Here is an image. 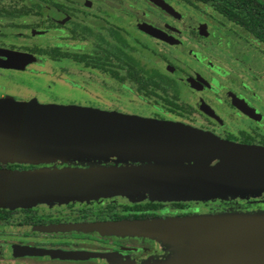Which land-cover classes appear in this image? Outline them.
<instances>
[{"label": "water", "instance_id": "obj_1", "mask_svg": "<svg viewBox=\"0 0 264 264\" xmlns=\"http://www.w3.org/2000/svg\"><path fill=\"white\" fill-rule=\"evenodd\" d=\"M150 1L166 11L172 10L163 0ZM140 28L169 41L162 31L149 24L141 22ZM0 55L6 57L0 61L2 67L22 69L36 61L32 54L12 50H0ZM110 156L156 163L83 170H0V207L14 208L74 196L153 193L183 186L191 188L194 196L228 191L264 192V147L226 141L174 122L164 123L95 107L0 98V162L40 163ZM184 159L200 162L171 165L170 161ZM215 159L214 164L203 162ZM139 226L145 231L191 232V256L174 264H264V213L191 216L111 227L115 232L119 228ZM52 254L73 253L55 251Z\"/></svg>", "mask_w": 264, "mask_h": 264}, {"label": "flooded vegetation", "instance_id": "obj_2", "mask_svg": "<svg viewBox=\"0 0 264 264\" xmlns=\"http://www.w3.org/2000/svg\"><path fill=\"white\" fill-rule=\"evenodd\" d=\"M184 3L187 10L180 11L174 5L167 3L171 11H166L177 23L164 22L163 28L139 18L132 19L129 15H122L114 9H101L96 12L95 19L99 22H107L110 27L107 29L109 37L95 33L92 27L85 23H76V33L90 37L94 36L95 45L104 52V58L113 57L120 64L114 67L107 65V60L100 59L96 53H76V55H88L90 64L87 65L85 60H76L82 63L86 68H101L103 71L109 72L111 78L122 84L123 81L130 78V67L136 69L142 68L147 71L151 80L148 82V89L153 91L150 96L157 95L156 89L159 87L160 73L167 76L170 90L175 97L184 95L187 97L192 114L196 115L202 122L197 127L207 131L223 140L248 145L264 147V60L251 53L250 46H260L264 49V39L260 34L264 31L261 26L250 23L244 11L241 15L239 9L235 8L237 15H229L228 11L218 9L213 0H179ZM261 1V0H260ZM153 3V2H152ZM264 3V2H263ZM213 4L215 10L219 14L221 22L224 24L219 29L220 38H223L224 45L231 46L234 49L233 59L237 62L233 70L223 64L213 65L208 60L203 63V57H200L195 49L188 47L185 38L181 35L183 29L194 35L202 36L205 40L211 37V28L206 20H197L190 13L189 7ZM86 6V5H85ZM92 7L90 3L89 8ZM96 7V6H95ZM159 7V6H158ZM113 8V7H112ZM162 9V8H161ZM68 13L71 11L69 9ZM65 10V11H66ZM189 11V12H188ZM67 12V11H66ZM65 17L61 18L64 19ZM246 20V21H245ZM134 22L135 29L118 23ZM146 23L154 28L162 31L169 41L157 38L140 28V23ZM227 26L228 29L225 28ZM254 26L258 28H254ZM227 30L238 35L239 38L249 40L243 44L233 43ZM117 32V35L114 34ZM142 35L159 40L169 44L176 52H183L187 49V53L193 55L199 63L197 66L182 63L178 58L170 61L168 76L165 72L156 67H145L133 55L136 50L134 41L129 38L139 40ZM253 41L257 43H253ZM140 43V42H138ZM145 46L139 45L143 54L151 56L153 54L151 45L145 42ZM149 47L148 48H146ZM193 46H195L193 44ZM196 48V46H195ZM40 49V50H39ZM0 50H12L22 53L32 54L36 57V61L26 64L22 69L13 67L0 66V72L8 74L24 73L29 70V66L37 64L39 55L48 56L51 60H57L63 57L52 58L51 50L45 48H16L14 46L0 45ZM131 52L137 64L128 63V53ZM6 57L0 55V61H5ZM44 61L43 57L41 59ZM101 61H104L102 63ZM203 61V62H201ZM174 64V65H173ZM126 66V73L120 74L121 68ZM138 67V68H137ZM184 68L188 72L183 73L179 68ZM200 67V68H197ZM210 69V70H209ZM29 72V71H28ZM146 76L144 72L140 73ZM148 77V78H149ZM154 83H153V82ZM62 85H58L59 88ZM0 84V88H1ZM167 89V90H168ZM139 90V88H138ZM166 90V91H167ZM144 92L143 89L139 90ZM7 92V91H6ZM5 91L0 90V98H4ZM147 95V94H146ZM19 101V100H18ZM63 104H76V102H64ZM173 106L176 103L170 102ZM84 105V104H83ZM97 107V106H91ZM100 108V107H97ZM102 109V108H101ZM172 122L182 121L176 120ZM56 162H40V163H20V162H0V170L12 172H36V171H55V170H80L89 169L91 167H115V166H140L146 164H154L155 161L132 162L118 160L115 157H109L102 160L96 159H65L52 160ZM171 165H189L200 162L199 160H174L170 161ZM165 162L163 164H168ZM203 162L216 163L217 160H204ZM124 194H105L97 196H81L82 199L76 200H60L56 204L50 205L53 200L36 202L27 206H17L14 208L0 207V262L5 264H91L113 257L127 256L131 251H137L144 254L145 247H133L122 244L120 235H115L113 225L122 223H152L161 219L171 217H189L204 214H218L229 211L239 212H264V201H259L264 192L255 194H247L250 197L237 198L235 200H206V201H176L168 204L153 201L150 199L136 200L134 197H124ZM129 196V195H128ZM255 198V199H254ZM69 199V198H68ZM65 201V202H63ZM144 230V227H138ZM123 231L124 228H119ZM138 230V229H137ZM119 237L116 239L107 238ZM118 240L121 242H118ZM5 248V249H4ZM142 250H139V249ZM26 250H41L49 253L26 252ZM73 253L72 255L52 254L53 252ZM43 257L44 261L37 262L33 259Z\"/></svg>", "mask_w": 264, "mask_h": 264}, {"label": "rangeland", "instance_id": "obj_3", "mask_svg": "<svg viewBox=\"0 0 264 264\" xmlns=\"http://www.w3.org/2000/svg\"><path fill=\"white\" fill-rule=\"evenodd\" d=\"M163 1L169 5L168 1L180 11L187 10V7L183 5L184 3L179 0ZM89 2L92 3L91 8H89L90 5H86ZM99 7L101 9H114L113 11L123 13L122 15H129L132 19L139 18L161 28H163L165 21L170 23L178 22L150 0H0V45L28 49L45 48L48 50L58 47L61 51H69L71 53H96L100 59L108 61L107 65L109 67L117 66L120 64L117 59L113 57L104 58L105 52L95 45L96 41L93 35L88 37L76 33L75 37L72 36L71 29L73 25L81 22L92 27L95 33L98 32L103 36L109 37L107 29L110 25L115 24L99 22L95 19L94 16L98 15L96 12L100 11ZM64 9L71 11L68 13ZM189 10L197 20H206V23L211 28L212 35L208 40H205L202 36L194 35V33L188 32L185 28L181 35L185 38L184 41L188 47L195 49L199 53L198 55L203 57L204 62L201 61L203 63L208 60L213 65L223 64L236 70L237 67H233L237 63L233 59L234 49L231 46L224 45L223 38L219 37V35L222 36L219 29H222L224 24L221 22L213 4L189 7ZM63 17H68V19L62 22L63 19L61 20V18ZM117 22L128 28L135 29L134 22ZM178 25H180L179 22ZM225 28L228 29L227 26ZM135 32L138 33V30ZM227 32V35L230 34L233 38V43L243 44V38L242 40L229 30ZM140 37L139 40L135 41L133 36L129 35V38L134 43L136 42V45H134L136 50L132 53L145 67H156L170 76L169 64L175 57L182 60L184 65L192 64L197 66L198 64L196 63H199L193 55L187 53V49L179 53L167 43L150 38L147 35L141 36L140 34ZM244 41L249 42L247 39ZM145 42L151 45L153 52L151 56L143 54L142 50H140L139 45L143 44L145 46ZM253 43L257 42L253 41ZM249 47L252 54L264 60L263 47L250 46V44ZM146 48L149 49L147 46ZM38 57V63L29 66V72H19L14 75L0 72V84L2 86L0 90L8 92L4 98L19 100L20 102L36 100L42 104H63V101L67 103L77 101L82 104L80 106H97L100 107L99 109L102 108V110L115 111L164 123L180 120L186 127L204 131L197 128L200 127L199 125L202 121L192 114L193 111L192 109L190 110L188 99L184 95L175 97L170 89L166 92L156 89L157 95H146L138 90L136 82L130 78L120 84L111 78L109 72L103 71L101 68H86L82 63L75 62L71 58L63 57L54 61L45 55H39ZM42 57L44 61L41 60ZM101 62L104 63V61ZM125 69L126 66H123L120 74H125ZM179 70L183 73L188 72L182 67ZM58 85L62 86L57 88ZM170 102L176 103L177 106H173ZM124 197H134L136 200L147 198L168 204L176 201L194 202L215 199L229 202V200L247 198L250 195L228 191L213 193L210 196H194L191 193V188L183 186L166 188L161 190V192L128 193ZM76 199L82 198L81 196H74L69 199H54L50 205L56 204L60 200ZM259 201H264V196H261ZM234 213L243 212L235 210L218 213L217 215ZM176 218L186 217H171L161 220ZM137 229L125 227L123 231L113 232L115 235H120L121 238H119L120 236H109L107 239L119 238L122 244L127 246L145 247L144 254L131 251L127 256L113 257L91 264H174V261L178 259H187L191 256V239L193 238L190 236L193 235L188 230L175 232L173 230L146 229V232L145 229ZM118 242L120 241L118 240ZM0 249L2 248L0 247ZM139 250L142 249L140 248ZM33 260L41 262L44 261V258L40 257ZM0 264L5 263L0 262Z\"/></svg>", "mask_w": 264, "mask_h": 264}, {"label": "trees", "instance_id": "obj_4", "mask_svg": "<svg viewBox=\"0 0 264 264\" xmlns=\"http://www.w3.org/2000/svg\"><path fill=\"white\" fill-rule=\"evenodd\" d=\"M216 3V7L218 9H224L228 11L229 15H237L235 12V8L239 9L241 12V15L244 14L243 12L246 11V15L249 22L252 24H256V26H261L264 28V3L260 0H213ZM62 7V6H61ZM66 10V9H64ZM68 12V10H66ZM246 21V20H245ZM254 26V28H258ZM72 36H76V23L73 25L72 29ZM114 34L117 35V32L114 31ZM260 34L262 35V38L264 39V31H261ZM40 50V49H39ZM50 56L52 58L56 57H66L71 58L76 62V60H85L86 64L89 65L90 61L88 60V55H81L78 56L76 53H71L69 51H61L58 47H55L52 49ZM128 63L129 64H137L138 62L135 61L133 58L131 52L128 53ZM138 68V67H137ZM129 76H131L134 80L138 82V88L143 89L145 94H153V91L148 89V82L151 80V76L149 77L147 74V71L140 70V68L136 69L135 67H130L129 69ZM144 72L146 76H142L140 73ZM149 77V78H148ZM153 82V81H152ZM154 83V82H153ZM169 83L167 76L164 73H160V83L159 87L162 89L163 92H166V90L169 88ZM115 157L119 160L117 156H110ZM121 160V159H120ZM123 161H131L137 162L139 160H131V159H125ZM146 161V160H145ZM142 162V161H139Z\"/></svg>", "mask_w": 264, "mask_h": 264}, {"label": "bare ground", "instance_id": "obj_5", "mask_svg": "<svg viewBox=\"0 0 264 264\" xmlns=\"http://www.w3.org/2000/svg\"><path fill=\"white\" fill-rule=\"evenodd\" d=\"M174 123H177V122H174ZM177 124H179V125H183V124H181V123H179V122H178Z\"/></svg>", "mask_w": 264, "mask_h": 264}, {"label": "crops", "instance_id": "obj_6", "mask_svg": "<svg viewBox=\"0 0 264 264\" xmlns=\"http://www.w3.org/2000/svg\"><path fill=\"white\" fill-rule=\"evenodd\" d=\"M243 213H246V212H243ZM209 215H216V214H209ZM191 217V216H190Z\"/></svg>", "mask_w": 264, "mask_h": 264}]
</instances>
